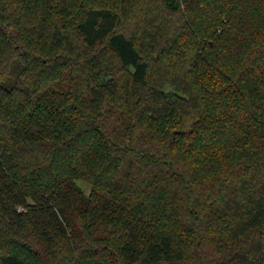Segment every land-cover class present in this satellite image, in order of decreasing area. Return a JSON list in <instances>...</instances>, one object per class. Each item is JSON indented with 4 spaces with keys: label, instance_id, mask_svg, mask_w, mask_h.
I'll return each instance as SVG.
<instances>
[{
    "label": "trees",
    "instance_id": "1",
    "mask_svg": "<svg viewBox=\"0 0 264 264\" xmlns=\"http://www.w3.org/2000/svg\"><path fill=\"white\" fill-rule=\"evenodd\" d=\"M0 264H264V0H0Z\"/></svg>",
    "mask_w": 264,
    "mask_h": 264
},
{
    "label": "rangeland",
    "instance_id": "2",
    "mask_svg": "<svg viewBox=\"0 0 264 264\" xmlns=\"http://www.w3.org/2000/svg\"><path fill=\"white\" fill-rule=\"evenodd\" d=\"M77 184H78L80 187H82V189L84 190V192H85L86 194L89 193L90 188H89V186H88L85 182H83V181H77Z\"/></svg>",
    "mask_w": 264,
    "mask_h": 264
}]
</instances>
